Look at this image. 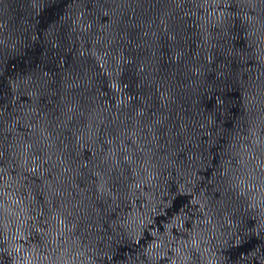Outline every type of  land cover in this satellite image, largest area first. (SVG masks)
<instances>
[{
    "label": "water",
    "instance_id": "water-1",
    "mask_svg": "<svg viewBox=\"0 0 264 264\" xmlns=\"http://www.w3.org/2000/svg\"><path fill=\"white\" fill-rule=\"evenodd\" d=\"M0 264H264V0H0Z\"/></svg>",
    "mask_w": 264,
    "mask_h": 264
}]
</instances>
